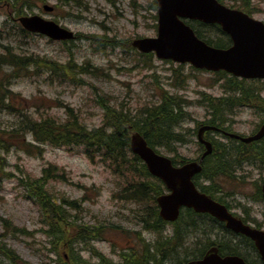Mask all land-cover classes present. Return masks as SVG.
Instances as JSON below:
<instances>
[{"label":"rangeland","instance_id":"1","mask_svg":"<svg viewBox=\"0 0 264 264\" xmlns=\"http://www.w3.org/2000/svg\"><path fill=\"white\" fill-rule=\"evenodd\" d=\"M225 1L230 6L249 10L252 17L264 21V0ZM46 5L54 7V12H45ZM19 7L23 8L20 13ZM19 14H39L54 20L78 38L63 42L30 34L16 22ZM154 15V0H20L19 5L0 1V87H11L15 95L28 101L25 104L9 101V104H19L21 110L29 109L34 118L50 117L61 122L69 118L70 109L81 123L94 128L114 122L112 111L139 116L143 107L157 104L168 91L188 101V111L194 119L184 124L186 130L190 129V142L177 145V152L173 154L163 149L161 152L177 161L197 159L200 149L197 137L191 136V129L206 116V109L198 104L202 98L200 92L213 97L226 96L224 87H234V83L222 73L161 60L153 53L143 54L134 48L133 41L157 35ZM196 27L207 39L215 41L223 37L211 26ZM7 58L21 65L2 62ZM203 102H207L205 98ZM168 103L167 107L172 106L175 113L167 115L177 119L174 124L180 123L183 111L173 99ZM230 105L228 102L225 111L211 108L212 120L227 128L231 125L230 118L237 114L235 130L251 133L259 123L254 111L245 109L247 106L232 108ZM115 120L119 121L116 115ZM20 122L19 112L0 109V127L5 136L6 131ZM174 124L168 125L171 133ZM214 141L225 147L223 153L229 152V138L215 134ZM40 146L42 152L39 154H30L17 147L1 154L4 160H0V217L9 220L18 231H6L0 221V242L4 241L30 264H71L64 260L63 252L58 255L53 252L49 237L43 233L48 228L41 206L30 198L21 181V178L37 179L44 168L56 166L59 173L64 172L65 179L53 178L46 186L47 191L56 201L74 200L81 204L78 213L66 210L76 222L74 229H78V225L103 229L99 233L103 240L78 245L81 258L90 264H99L97 255L102 254L108 264H123V254L135 244L136 239L131 238L135 232H140L147 247L154 245L159 238L157 233L145 231L137 224L140 206L119 198L125 185L141 182V177L124 173L110 163L92 162L78 147ZM245 177L240 190H227L235 194L227 201L237 214L250 213V217L264 225V201L258 200L257 195V185L264 181V172L249 170ZM205 233L215 237L212 226L191 229L185 245L167 264H180L184 257H191L199 239H207ZM134 249L141 254L140 244ZM0 264L10 262L0 256Z\"/></svg>","mask_w":264,"mask_h":264},{"label":"trees","instance_id":"2","mask_svg":"<svg viewBox=\"0 0 264 264\" xmlns=\"http://www.w3.org/2000/svg\"><path fill=\"white\" fill-rule=\"evenodd\" d=\"M222 1V0H221ZM7 3L12 5H19L20 0H6ZM23 6V5H21ZM23 8L19 7L18 12H22ZM198 35L204 39L205 36L201 35L197 31ZM209 43L218 46L226 47L229 45L230 40L223 37L221 40L209 39ZM2 62L20 66L21 63L11 58L3 59ZM12 93L8 87H0V99L12 97ZM164 101L158 105L150 108H143L139 116H133L131 113L124 111H112L114 122L107 123L103 127L88 128L86 125L80 122L79 118L75 114H71L69 119L64 122L57 121L52 118H46L38 121L30 120L25 117L21 120V125L15 124L14 127L8 131L7 135L0 128V160H4L1 157V153H8L11 148L17 147L30 154H39L42 152L39 145H35L32 142L26 140L27 135L31 134L35 142L38 143H49L59 147H78L85 150V153L89 156L93 162L98 161L107 164L110 163L112 167L122 169L124 173L138 174L140 176H150L145 164L131 153L130 149V135L132 131H139L144 135L149 144L153 147H171L173 142L181 139L180 135L175 132L178 124H174L177 119L173 112L175 110L169 105V99H173L177 106L183 111V102L174 97H164ZM2 101V100H1ZM223 101V100H221ZM2 106V105H1ZM223 106V102L220 103ZM9 111H13L14 106H4ZM170 113L171 115H167ZM115 115L119 118L116 122ZM182 117H184V112ZM112 118V117H111ZM174 124L172 132L168 125ZM254 150V148H252ZM256 151L261 152V157H249L248 160L255 161L264 166V141L257 144ZM240 161V158L233 156H222L215 152L205 161L204 170L201 175L197 176L196 184L206 193L211 194L214 198L222 201L219 197L223 193L224 184H220L219 180H235L233 167ZM0 167L2 163L0 162ZM60 171L51 166L44 169L43 176L38 179L21 178L23 186L29 192L30 198L36 200L41 206V209L45 215L44 223L47 226V230H43L50 239L56 255H58L61 249L67 251L69 249V259L72 261L71 249L75 240H86L89 238L97 237L98 228L88 227L86 225H78V229H74V222L66 210L76 209L77 204L75 201L54 200V198L47 191V182L53 178L65 179L64 172ZM201 179L210 180L211 183L204 184ZM129 196L133 198L134 195L140 194L139 199H149L152 193L151 200L156 202V196L161 194L164 190L163 184L159 180H154L149 183H138L135 186L130 185L128 187ZM223 202V201H222ZM66 207V208H65ZM188 217V218H186ZM206 218L204 215L196 214L192 210H186L183 212L181 219L178 224H175L176 235H179L180 223L186 222L185 226H189L188 220L195 221V218ZM6 231L16 233L18 229H14L12 223L0 217ZM148 226L152 230L161 231L165 225L163 220L158 215V208L154 204L153 208L149 212V220L146 221ZM17 230V231H14ZM23 232V231H19ZM22 234H27L23 232ZM172 243L166 244L167 249L163 252L165 255L162 256L161 260H156L155 264H164V260L167 256L178 251L179 239L173 237L170 239ZM161 245L160 242H158ZM0 249L4 251V254L9 258L10 264H29L22 260L15 251L11 250L4 241L0 242ZM226 251L225 249H222ZM168 253V254H167ZM200 254H203L201 250ZM76 264H84L81 258L79 260H73Z\"/></svg>","mask_w":264,"mask_h":264},{"label":"water","instance_id":"3","mask_svg":"<svg viewBox=\"0 0 264 264\" xmlns=\"http://www.w3.org/2000/svg\"><path fill=\"white\" fill-rule=\"evenodd\" d=\"M159 35L134 42V46L143 52L155 51L159 58L173 59L178 62H190L198 68L219 71L226 70L244 78H264V24L251 19L243 12L230 10L217 0H158ZM52 11L51 7H46ZM179 17L198 19L206 23H218L229 33L234 41L229 49H216L199 40L194 31ZM23 26L36 33L49 36L54 40L74 39V33L61 28L53 21L39 16L21 18ZM264 136V126L252 139ZM251 138L243 139L246 142ZM202 140V138H201ZM204 142V141H202ZM211 153V146L204 142ZM133 152L143 159L149 171L162 179L171 194L159 197L161 216L167 221H175L181 207L193 208L197 212L210 213L227 226L251 237L264 259V232L246 226L234 218L226 207L202 194L196 188L192 178L202 171L201 162H193L175 167L170 159L158 155L146 140L134 133L131 139ZM264 195V186H263ZM190 264H246L237 256L221 257L217 249H212L203 259Z\"/></svg>","mask_w":264,"mask_h":264},{"label":"bare ground","instance_id":"4","mask_svg":"<svg viewBox=\"0 0 264 264\" xmlns=\"http://www.w3.org/2000/svg\"><path fill=\"white\" fill-rule=\"evenodd\" d=\"M231 105V107H236L237 105H240V106H248L249 105V98L248 97H236V95H232L228 101ZM214 116L216 117L217 115L214 114ZM213 121H215L214 123V126H215V134H220V135H223L224 137H227L225 134H224V130L226 129L224 126H223V123H218L216 120L213 119ZM220 132V133H218ZM228 138V137H227ZM215 142V141H214ZM215 145L217 147V149L221 152H224L225 151V147H221L219 144H217L215 142Z\"/></svg>","mask_w":264,"mask_h":264},{"label":"flooded vegetation","instance_id":"5","mask_svg":"<svg viewBox=\"0 0 264 264\" xmlns=\"http://www.w3.org/2000/svg\"><path fill=\"white\" fill-rule=\"evenodd\" d=\"M218 133H220V132H218ZM221 134V133H220Z\"/></svg>","mask_w":264,"mask_h":264}]
</instances>
